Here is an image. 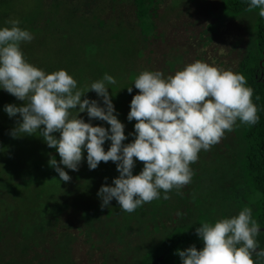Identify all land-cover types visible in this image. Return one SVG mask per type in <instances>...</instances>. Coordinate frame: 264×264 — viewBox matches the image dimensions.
Segmentation results:
<instances>
[{
    "label": "rangeland",
    "instance_id": "374dc122",
    "mask_svg": "<svg viewBox=\"0 0 264 264\" xmlns=\"http://www.w3.org/2000/svg\"><path fill=\"white\" fill-rule=\"evenodd\" d=\"M149 14L140 27L132 0H0V26L17 19L32 34L19 44L29 63L45 73L66 70L82 94L104 73L114 78L106 87L125 126L122 143L134 138L127 134L134 131L135 120L126 115L139 91L131 84L141 71L158 70L166 77L200 60L236 72L249 48L251 16H224L221 0H153ZM84 96L102 104L93 90ZM9 103L27 100L0 89V264H136L173 227L196 228L239 211L236 122L217 143L197 153L189 164V183L168 190L167 199L161 193L126 212L115 199L102 208L97 196L101 184H111L118 175L114 162L101 161L90 170L82 149L78 168L65 167L70 179L60 181L51 161L64 166L39 132L9 134L19 118L3 111ZM69 114L75 116L76 109ZM77 116L89 120L84 112ZM91 123L108 128L102 120ZM109 144L105 140L104 150ZM142 166L134 158L133 174Z\"/></svg>",
    "mask_w": 264,
    "mask_h": 264
},
{
    "label": "clouds",
    "instance_id": "9594fccd",
    "mask_svg": "<svg viewBox=\"0 0 264 264\" xmlns=\"http://www.w3.org/2000/svg\"><path fill=\"white\" fill-rule=\"evenodd\" d=\"M253 8H258L264 19V0H248L246 10ZM6 23L10 26H0V89L27 100L3 106L9 117L19 114L9 134L17 137L39 132L59 155V165L64 167L55 159L51 164L63 182L70 179L64 168H78L82 149L90 170L101 161L114 162L118 175L97 190L102 208L115 199L121 210L132 212L161 193L167 199L168 190L189 183V164L201 149L217 143L237 119L247 124L258 119L251 88L242 74L195 60L166 77L158 70H144L134 78L131 85L139 91L132 95L126 115L128 121L135 120L134 131L127 134L134 138L122 143L125 126L117 118L106 87V82L115 83L114 78L104 73L84 92L93 90L102 104L87 96L82 99L84 93L66 70L45 73L29 63L19 44L30 41L32 34L19 27L17 19ZM126 89L132 92V87ZM69 109H76V115L70 118ZM78 112L86 113L89 120L78 117ZM92 118L107 122L108 128L92 124ZM105 140L110 141L107 150L103 148ZM134 158L143 162L136 174L132 172ZM258 228L251 209L244 207L236 215L200 223L194 229L203 242L199 250L190 245L175 251L180 264H254L253 255L264 257V248H259L255 239Z\"/></svg>",
    "mask_w": 264,
    "mask_h": 264
},
{
    "label": "trees",
    "instance_id": "16d2710c",
    "mask_svg": "<svg viewBox=\"0 0 264 264\" xmlns=\"http://www.w3.org/2000/svg\"><path fill=\"white\" fill-rule=\"evenodd\" d=\"M132 2L137 24L140 27L143 24L145 26L153 0ZM247 3L248 0H221L224 16H251L248 29L249 48L239 60L236 72L244 76L245 85L251 88V100L256 107L258 119L254 124L240 123L238 119L235 123L239 147V185L242 188L235 202L239 210L250 208L251 218L256 220L259 228H264V19L258 15V8L246 10ZM194 229L189 226L173 227L149 247L136 264H180L175 250H183L190 245L195 246L197 250L202 247L203 242ZM255 239L258 241V247L264 248V231L258 230ZM253 260L254 264H264V257L257 258L253 255Z\"/></svg>",
    "mask_w": 264,
    "mask_h": 264
},
{
    "label": "water",
    "instance_id": "95a60500",
    "mask_svg": "<svg viewBox=\"0 0 264 264\" xmlns=\"http://www.w3.org/2000/svg\"><path fill=\"white\" fill-rule=\"evenodd\" d=\"M258 230L264 231V228H258Z\"/></svg>",
    "mask_w": 264,
    "mask_h": 264
}]
</instances>
